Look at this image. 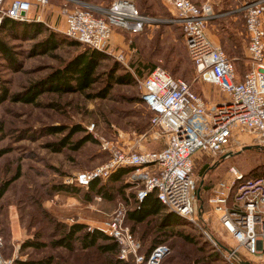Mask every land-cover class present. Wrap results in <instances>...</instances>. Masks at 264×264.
Returning <instances> with one entry per match:
<instances>
[{
    "label": "rangeland",
    "instance_id": "obj_1",
    "mask_svg": "<svg viewBox=\"0 0 264 264\" xmlns=\"http://www.w3.org/2000/svg\"><path fill=\"white\" fill-rule=\"evenodd\" d=\"M9 1L3 0L0 8H6ZM74 1L106 7L112 0H48L43 8L29 6L28 10L32 9L36 14L25 20L37 21L64 35L62 9L71 7ZM130 1L153 21L138 34L113 29L109 52L99 51L105 56L97 62L96 80L80 92L44 91L32 103L11 99L12 94L22 93L44 79L53 69L83 51L85 46L71 44L56 36L60 43L58 47L47 53L35 52L41 35L23 40L1 31L0 36L10 45L12 58L9 61L0 55V87L7 90V98L0 102V185L10 181L0 196V255L10 260V264L47 256L55 264H134L131 257L118 262V248L103 252L95 246L80 248L73 242V248L68 250L49 244L72 223L84 224L87 230L89 225L117 217L140 242L143 250L156 245L166 247L159 264H240L241 261L264 264L263 260L247 255L237 246L207 203L212 184L218 178L228 176L230 166L245 176L264 177V144L255 143L247 135L240 134L239 143L229 147L231 156L222 159L223 152L213 156L199 154L192 158L195 188L199 187L200 192V199L195 201V224L176 215L179 222L175 228L163 232L158 228L160 214L139 223L127 220L125 213L134 207L131 194L135 195L138 188L130 173L119 181L108 183L113 193L109 201L97 195L85 201L80 192H58L54 188L59 183L69 185L67 179L76 172L90 171L104 164L110 157V153L102 149L104 143L119 146L128 143L131 151L156 150L163 146L162 137H152L149 111L139 100V83L155 66L187 82L191 92L200 96L206 105L222 97L216 87L198 79L186 54L180 27L171 20L174 11L166 8L160 0ZM244 1L199 2L209 3L214 15L206 23L208 39L233 62L238 75L249 68L244 16L240 9ZM1 12L0 21L5 17ZM37 14L43 22L39 21ZM262 21L264 24V12ZM16 29L18 32L20 28ZM116 53H121L124 60L117 61ZM110 69L115 70L114 76L129 73L131 81L110 82L109 89L100 96L98 92L106 86ZM50 127L60 129L50 131ZM59 143L62 145L59 150H53ZM205 186L208 189L202 192L201 187ZM116 189L121 190L116 192ZM164 213L166 211L162 209V215ZM175 230L186 234L190 241L174 234ZM28 240L42 241L45 246H28L25 244ZM97 242L106 244L110 241ZM230 247H238V256L234 259L228 258L225 251Z\"/></svg>",
    "mask_w": 264,
    "mask_h": 264
},
{
    "label": "built area",
    "instance_id": "obj_2",
    "mask_svg": "<svg viewBox=\"0 0 264 264\" xmlns=\"http://www.w3.org/2000/svg\"><path fill=\"white\" fill-rule=\"evenodd\" d=\"M2 2L0 0V7ZM47 2L10 0L7 7L0 10L5 17L25 20L29 6L39 9ZM160 2L174 11L171 20L180 27L186 54L198 79L216 87L221 99L206 105L200 96L191 92L187 82L155 66L141 79L139 97L150 111L152 137H162L163 146L156 150L131 151L115 143H104L102 149L110 153L109 159L90 171L76 172L66 182L86 188L93 179L105 180L116 169L129 167L133 184L138 186L137 200L152 192L166 212L195 224L197 193L192 158L199 154L213 156L225 152L224 156L230 152L233 143H239L240 134L264 144V0H245L240 7L249 64L240 76L235 72L233 62L207 37L206 23L214 16L209 3L197 4L192 0ZM73 3L62 9V32L102 52H109L113 29L137 34L153 21L141 14L130 0H112L106 7L82 1ZM36 16L39 19L38 14ZM115 58L124 60L121 53H116ZM228 173L214 181L207 203L237 246L247 255L264 261V177L244 176L232 166ZM87 230L100 231L113 239L118 258L131 257L134 264H159L167 251L164 245L144 251L117 217L89 225ZM210 241L215 245L211 238ZM238 247L225 250L228 258L238 256ZM10 262L0 255V264Z\"/></svg>",
    "mask_w": 264,
    "mask_h": 264
},
{
    "label": "trees",
    "instance_id": "obj_3",
    "mask_svg": "<svg viewBox=\"0 0 264 264\" xmlns=\"http://www.w3.org/2000/svg\"><path fill=\"white\" fill-rule=\"evenodd\" d=\"M16 27L20 28L18 32ZM1 31L9 37L11 36L13 38H20L23 40L34 39L35 37L41 35L42 37L35 47L36 51L34 50L35 52L40 51L41 53L50 52L51 50L59 46L60 43L56 36H59V38L61 37L64 41H70V43L74 45L80 43L74 39L67 37L66 35L57 34L44 24L33 20H14L8 17H3V19L0 21V33ZM84 46L85 48L83 49V51L68 59L66 62L63 63L62 66L53 69L50 73L45 76L44 79L33 83L32 85H30L29 88H27V90L22 93L20 92L12 94L10 98L13 100H21L24 102L32 103L34 102L37 95L44 91L56 93L76 91L80 92L88 88L96 80L95 68L97 66L98 60L102 59L105 55L93 48H90L86 45ZM0 55H2L9 61L12 58V54L10 52V45L2 38V36H0ZM114 71L115 70L112 71V69H110V71L107 72V83L106 86H104V89L101 92H98L100 96H104V92L109 89L110 82L128 83L131 81L129 73L114 76ZM5 98H7V90L5 89V87H0V102ZM139 100L141 101L140 97ZM59 129V127L49 128L50 131H58ZM61 144L63 145V142ZM62 145H60L59 143V146H56L53 150H59L60 146ZM130 170L131 168L129 167H120L115 171L111 172L105 180H91L86 188L75 184L68 185L64 183H59L58 185H55L54 188L58 192H68L72 194H77L80 192V194H82V196L80 197H82L85 201H90L93 195L99 196V198H101L102 200L109 201L113 198V193L110 190L108 183L121 180L122 176L129 173ZM9 182L10 181L6 180L2 185H0V196L5 191ZM122 186L123 185H120L119 187ZM201 189V191L203 192L204 190H207L208 187H201ZM120 190L121 189H116V192ZM131 197L134 202V207L125 213V218L127 220L133 223H139L143 222L149 216L160 214L161 216L159 218L158 228L161 229L163 232L166 229L173 230L179 222V218L171 212H166L162 215L163 207L156 200L152 192L146 194V196L141 200H137L135 198V195L133 194H131ZM197 199H200L199 187L198 196L196 200ZM200 207L198 205V209H200ZM173 232L174 234L182 237L183 239L190 241L189 237L186 234L181 233V231L175 230ZM98 240H109L110 242L102 244L98 243ZM73 242H76L80 248L95 246L103 252L115 251L117 248V245L113 239L97 230H85V225L81 223H72L66 228L65 231L62 232V234L57 239L52 240L49 244H51L52 246H62L68 250H71L73 248ZM25 244L35 248L45 246L44 242L35 240H28L25 242ZM151 248L152 247L147 248L146 252L149 251ZM117 261L123 262V260L120 259H117ZM16 262L18 264H55L52 262V259L49 256L44 257L42 259L24 260Z\"/></svg>",
    "mask_w": 264,
    "mask_h": 264
},
{
    "label": "crops",
    "instance_id": "obj_4",
    "mask_svg": "<svg viewBox=\"0 0 264 264\" xmlns=\"http://www.w3.org/2000/svg\"><path fill=\"white\" fill-rule=\"evenodd\" d=\"M193 2H195V3H197V4H199V2H200V0H192ZM33 13H34V11H32V9L31 10H27L26 11V18H28V19H32L33 18ZM34 14H36V13H34ZM41 17H39V21L41 20V22H43L42 20L43 19H40ZM240 76V75H239ZM128 143H122V145L121 146H123V148H130V147H128V146H130V145H127ZM197 189V188H196ZM216 216V215H215ZM147 249H144V251H146ZM172 260V259H171ZM173 261V260H172ZM180 262H184L183 260H180ZM166 264H168V262L166 263ZM172 264V263H171ZM177 264V263H176ZM186 264V263H185Z\"/></svg>",
    "mask_w": 264,
    "mask_h": 264
},
{
    "label": "water",
    "instance_id": "obj_5",
    "mask_svg": "<svg viewBox=\"0 0 264 264\" xmlns=\"http://www.w3.org/2000/svg\"><path fill=\"white\" fill-rule=\"evenodd\" d=\"M231 155H232V153L228 152L226 155H224V156L222 157V159H223L225 156H231ZM196 193H197V196H198V188L196 189ZM240 264H248V263L245 262V261H241Z\"/></svg>",
    "mask_w": 264,
    "mask_h": 264
}]
</instances>
